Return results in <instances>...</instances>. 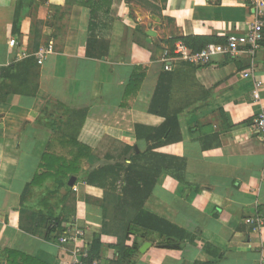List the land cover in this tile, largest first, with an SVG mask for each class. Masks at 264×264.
Listing matches in <instances>:
<instances>
[{"label": "crops", "instance_id": "0c3cea01", "mask_svg": "<svg viewBox=\"0 0 264 264\" xmlns=\"http://www.w3.org/2000/svg\"><path fill=\"white\" fill-rule=\"evenodd\" d=\"M140 1L103 3L90 26L87 0H0V69L24 63L19 80H4L0 91V248L72 264L75 249L102 232L104 190L88 185L86 174L113 163L104 160L108 152L129 147L139 164L158 171L143 209L186 234L171 237L179 248L162 247L167 236L157 232L129 237L126 246L138 245L133 264H264V144L253 127L264 112V29L254 52L219 54L202 66L176 59L165 70L163 53L174 42L222 43L246 30L253 7L248 0H151L147 11ZM42 45L53 52L37 65L31 54ZM255 80L263 83L258 101ZM78 109L86 114L77 141L93 150L83 178L74 176L68 188L50 179L30 184L46 148L64 151L58 132ZM164 129L175 139L166 141ZM27 213L60 218V237L77 227L84 239L45 240L46 224L36 230ZM28 225L39 233H27ZM100 239L96 264H115L116 238Z\"/></svg>", "mask_w": 264, "mask_h": 264}, {"label": "trees", "instance_id": "16d2710c", "mask_svg": "<svg viewBox=\"0 0 264 264\" xmlns=\"http://www.w3.org/2000/svg\"><path fill=\"white\" fill-rule=\"evenodd\" d=\"M110 1L99 0L100 3H93L92 0H87L84 3L91 11L92 22H90V26H93L94 13L98 9H102L103 3L109 5ZM182 41L193 52H198L206 46V43L196 38H183ZM23 65L24 63L16 62L0 69V91L4 90V80H19L16 72ZM9 91L11 90L7 88L4 93L6 94ZM85 114L84 109L70 111L67 120L62 122L58 132V139L63 144L61 149H64V151H52L51 146L46 148L39 164V169H42V172L36 175L30 184H35L38 179L43 181L50 179L57 187L68 188L66 182L71 176L83 178L82 163L93 152L91 148L77 141V135ZM175 121H177L176 118ZM164 133L166 134V141L175 139L171 137L173 130L164 129ZM122 150L117 155L108 152L104 160L113 161V163L102 162L98 167L89 170L85 182L88 185L99 186L104 190L100 205L102 209L101 234L112 235L116 238V243L111 246L118 252V259L114 263L133 264L138 245L134 241L131 246H126L125 242L129 237H146L148 233L157 232L167 236L166 240L160 244L162 247L179 248L180 241L186 234L179 228L143 209V204L152 190L158 171L146 169L139 164L137 162L140 158L139 154L135 152L128 154L131 148L124 147ZM94 153L100 155L96 151ZM99 159L101 160L100 157ZM26 216L33 224L36 223V230L44 223L46 224L44 227L45 232L39 234L42 238L51 242L58 241L61 235L58 228L62 219L31 213H27ZM22 228L30 234L39 233L32 225L22 226ZM101 234L94 236L92 242L88 244V257L84 259L83 264H93L100 258L103 248L100 239ZM172 236L180 241L172 240ZM0 264L47 263L18 250L0 248Z\"/></svg>", "mask_w": 264, "mask_h": 264}, {"label": "built area", "instance_id": "2783aa9c", "mask_svg": "<svg viewBox=\"0 0 264 264\" xmlns=\"http://www.w3.org/2000/svg\"><path fill=\"white\" fill-rule=\"evenodd\" d=\"M253 7L254 18L253 21L248 25L246 30L242 33H231L225 38L222 43H209L202 50L198 52H192L188 50L187 46L181 42L176 41L173 44L171 50L167 49L163 53L164 69H171V61L176 59H181L187 61L196 66H202L209 64L213 57L219 54H226L230 57H235L242 49H248L250 52H254L261 47V42L263 40V29H264V0H248ZM8 45L14 47L16 45L15 39H10ZM53 52L51 46L42 45L38 47L31 55L35 59L37 65H41L45 58ZM22 57L30 56L26 53H21ZM248 74L243 73L246 77ZM261 80H255L252 89V98L256 101L259 100V89L262 87ZM253 127L258 133L260 141L264 144V112H260L253 121ZM259 218H257V226L259 223ZM248 222L254 221L253 219H248ZM84 239V231L81 228L75 227L59 238L61 243L72 242L76 243ZM88 257V248L83 246H78L74 251V257L72 264H83L85 258ZM93 264H96L94 262Z\"/></svg>", "mask_w": 264, "mask_h": 264}, {"label": "rangeland", "instance_id": "374dc122", "mask_svg": "<svg viewBox=\"0 0 264 264\" xmlns=\"http://www.w3.org/2000/svg\"><path fill=\"white\" fill-rule=\"evenodd\" d=\"M136 1V0H135ZM140 1V0H139ZM140 3H142V5H144V7L145 8H147V11L149 10V9H154V6L155 5H153V3L151 2V0H144V2L143 1H140Z\"/></svg>", "mask_w": 264, "mask_h": 264}, {"label": "water", "instance_id": "95a60500", "mask_svg": "<svg viewBox=\"0 0 264 264\" xmlns=\"http://www.w3.org/2000/svg\"><path fill=\"white\" fill-rule=\"evenodd\" d=\"M148 34H151L152 32H147ZM75 180H76V178L74 177V176H72L70 179H69V181H68V185L69 186H73L74 185V183H75ZM146 245H148V243L146 244ZM145 245V246H146Z\"/></svg>", "mask_w": 264, "mask_h": 264}]
</instances>
